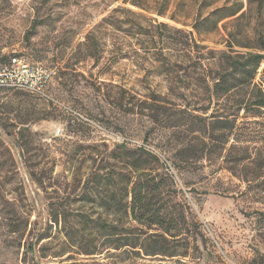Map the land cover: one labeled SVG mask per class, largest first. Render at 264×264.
I'll return each instance as SVG.
<instances>
[{
    "label": "rangeland",
    "instance_id": "obj_1",
    "mask_svg": "<svg viewBox=\"0 0 264 264\" xmlns=\"http://www.w3.org/2000/svg\"><path fill=\"white\" fill-rule=\"evenodd\" d=\"M253 54L264 0H0V58L54 71L0 88V264H264V58L213 91Z\"/></svg>",
    "mask_w": 264,
    "mask_h": 264
},
{
    "label": "trees",
    "instance_id": "obj_2",
    "mask_svg": "<svg viewBox=\"0 0 264 264\" xmlns=\"http://www.w3.org/2000/svg\"><path fill=\"white\" fill-rule=\"evenodd\" d=\"M219 11H220V14L217 16V18L215 17L214 24L217 23V21H219L223 17L232 16L238 11V9L233 11V13L224 15L222 13V8H218L217 10H214L212 12V15H216ZM263 58L264 57L261 54H253V55H250V57L245 58L243 60H238L236 56L231 58V62H229L228 64L229 68L221 72L213 84L214 93L216 94L227 93L232 88H235V86L243 85L247 80H250V78H253L255 73L257 72V69L261 66V63L263 62ZM262 74L264 75V66L262 68ZM253 105L255 109L264 108V94L263 93L260 92L259 96L253 102ZM229 122L226 119H222V118L217 119L216 128L217 129H221V128L225 129L227 127L232 128V123H229ZM226 123H229L230 125H227ZM141 151H143L146 155L150 156L151 158L157 160V157L153 155L151 152H149L148 150L141 148ZM131 208H132L133 218L139 221L138 219H140L141 216H138L136 214L135 204H132ZM153 222H156V221H153ZM161 227L165 233L167 231L166 228L164 226H161ZM109 229L114 230L116 229V227L115 226L109 227ZM154 235L155 233H152V236ZM131 236L139 237L138 235H134V234H132ZM161 236L162 234L159 235L156 240H154L155 244L151 246V250H150L151 253H148V254H158L159 252L163 251V250L160 251L159 247L157 248V244H156V243H159L160 240L158 238H160ZM125 239L127 240V237H125ZM135 239H139V238H135Z\"/></svg>",
    "mask_w": 264,
    "mask_h": 264
},
{
    "label": "built area",
    "instance_id": "obj_3",
    "mask_svg": "<svg viewBox=\"0 0 264 264\" xmlns=\"http://www.w3.org/2000/svg\"><path fill=\"white\" fill-rule=\"evenodd\" d=\"M54 71L40 62L29 63L19 56L0 58V88H22L45 95L47 83Z\"/></svg>",
    "mask_w": 264,
    "mask_h": 264
}]
</instances>
